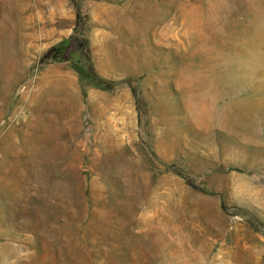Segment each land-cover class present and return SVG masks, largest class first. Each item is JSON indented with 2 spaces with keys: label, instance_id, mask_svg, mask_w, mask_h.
I'll return each instance as SVG.
<instances>
[{
  "label": "rangeland",
  "instance_id": "1",
  "mask_svg": "<svg viewBox=\"0 0 264 264\" xmlns=\"http://www.w3.org/2000/svg\"><path fill=\"white\" fill-rule=\"evenodd\" d=\"M76 1L0 0V264H264V0Z\"/></svg>",
  "mask_w": 264,
  "mask_h": 264
},
{
  "label": "trees",
  "instance_id": "2",
  "mask_svg": "<svg viewBox=\"0 0 264 264\" xmlns=\"http://www.w3.org/2000/svg\"><path fill=\"white\" fill-rule=\"evenodd\" d=\"M73 1H74V3L76 4V7H77V16H78V18H81L82 12H81V10L79 8V5H78L76 0H73ZM86 63H87L86 66L88 67V69L87 68H83V67H78L77 65L75 67V69L78 71V73L81 76V78H87V79L92 78V80H95V81L97 80L100 83L104 82V80L100 76H98V74L96 73V71L94 69V65L90 61V58H88L86 60Z\"/></svg>",
  "mask_w": 264,
  "mask_h": 264
},
{
  "label": "bare ground",
  "instance_id": "3",
  "mask_svg": "<svg viewBox=\"0 0 264 264\" xmlns=\"http://www.w3.org/2000/svg\"><path fill=\"white\" fill-rule=\"evenodd\" d=\"M250 1H254V0H248V2H250Z\"/></svg>",
  "mask_w": 264,
  "mask_h": 264
}]
</instances>
